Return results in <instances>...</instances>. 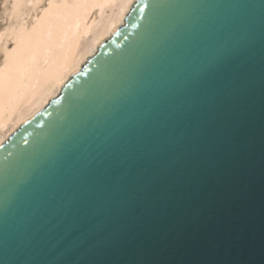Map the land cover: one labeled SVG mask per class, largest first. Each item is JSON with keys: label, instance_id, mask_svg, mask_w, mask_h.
<instances>
[{"label": "water", "instance_id": "1", "mask_svg": "<svg viewBox=\"0 0 264 264\" xmlns=\"http://www.w3.org/2000/svg\"><path fill=\"white\" fill-rule=\"evenodd\" d=\"M0 264H264V0H134L0 142Z\"/></svg>", "mask_w": 264, "mask_h": 264}, {"label": "bare ground", "instance_id": "2", "mask_svg": "<svg viewBox=\"0 0 264 264\" xmlns=\"http://www.w3.org/2000/svg\"><path fill=\"white\" fill-rule=\"evenodd\" d=\"M9 1L0 29V142L58 94L134 0Z\"/></svg>", "mask_w": 264, "mask_h": 264}, {"label": "rangeland", "instance_id": "3", "mask_svg": "<svg viewBox=\"0 0 264 264\" xmlns=\"http://www.w3.org/2000/svg\"><path fill=\"white\" fill-rule=\"evenodd\" d=\"M9 6H10L9 0H0V29L4 27L7 23V20L5 19L6 17H4L5 16L4 13H5V10L9 8Z\"/></svg>", "mask_w": 264, "mask_h": 264}]
</instances>
